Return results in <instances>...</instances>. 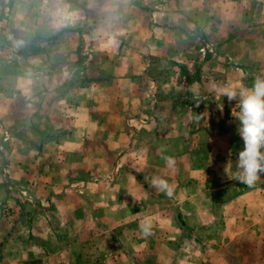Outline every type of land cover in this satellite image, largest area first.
<instances>
[{
	"label": "crops",
	"instance_id": "0c3cea01",
	"mask_svg": "<svg viewBox=\"0 0 264 264\" xmlns=\"http://www.w3.org/2000/svg\"><path fill=\"white\" fill-rule=\"evenodd\" d=\"M4 1L0 122L13 130L14 170L25 167L13 179L41 201L3 203L0 184V264H264V177L252 187L227 179L226 163L235 167L243 148L238 123L231 112L224 125L206 115L211 96L224 109L236 104L214 86L264 78V0H154L151 10L146 0H39L37 14L38 0ZM22 18L43 20L35 51L14 37ZM198 35L215 55L201 56ZM215 56L234 65L186 77L208 100L196 121L183 100L197 95L182 77ZM133 220L149 233L119 231ZM96 225L103 230L82 237Z\"/></svg>",
	"mask_w": 264,
	"mask_h": 264
},
{
	"label": "rangeland",
	"instance_id": "374dc122",
	"mask_svg": "<svg viewBox=\"0 0 264 264\" xmlns=\"http://www.w3.org/2000/svg\"><path fill=\"white\" fill-rule=\"evenodd\" d=\"M35 1H37V0H35ZM145 3H146V5H148L147 7H145V9L151 10L152 9L151 6L153 5L154 0H146ZM217 5L219 7L221 6L219 4H217ZM214 6H213L214 7L213 10L216 11L217 7H216V5H214ZM35 7L37 9V11H36V14H37L42 10L43 4L41 2H39V0H38V3L35 2ZM10 10H11L10 4L5 3L4 0H0V35L2 37H4L2 39L3 44L5 42L4 39H8L7 37L9 35L8 27H9V23H10L11 19L9 17L10 15L8 13ZM79 19H82V20H80L82 22L85 21L83 18H79ZM91 21L93 22V24H92L93 29L95 28V26H97L98 29H102V30L107 27L105 22H103L100 19H98V20L97 19H95V20L91 19ZM42 22H43V20H41V19L32 20V19L22 18V19L15 20L13 22V24L16 25V30H17V32L14 35L15 39L18 38L20 40L19 44L21 46H30V47H32V51H35L38 46L39 47L42 46V42H43L42 39H44L43 34H40V30L37 29V27ZM81 23H80V25H81ZM26 31H27V36H26ZM17 33H21V34L17 35ZM199 37L200 36L198 35V39H199ZM81 38L83 39V41ZM56 40H57V37L50 39L49 40V46H52V45L54 46L56 43L55 42ZM199 40H200V42L197 40L194 41V44H196V46H200L199 52L201 53L202 57L205 58V57H207V55H212V54L215 55V50L214 51L212 50V49H214L213 44H212V47H208L207 43H210L209 41H207L206 44H204V43H202L201 39H199ZM79 42L80 43L82 42L83 46L87 45V39L81 34L79 36ZM24 43H25V45H24ZM0 46H3V45H1V42H0ZM12 46H14V45H12ZM201 46H203V48ZM209 46H211V44H209ZM19 51L25 52L26 50L23 49V50H19ZM81 55H82V59H84V57L87 56L86 53H82ZM14 60H17V58ZM219 61L221 63H223V62L226 63L227 66L228 65H234V64H232L233 62H231L232 59L230 60L228 57L226 59L224 58L223 60H221L215 56V59L211 60V63L209 64L208 67L207 66L206 67L197 66V67H195V69L193 71H191L189 73H185L186 76L182 77V81L185 82L187 90H189V91L193 92V94L197 95V96L194 95L193 99L189 98V100H186V99L183 100V103L184 102L191 103L193 101V103H194L193 104L194 114L191 115V118H194V120H196V121L197 120L200 121L203 117H206V116H202L203 115L202 111L199 109L202 108L204 103L208 100L206 98H202V97L197 98L200 93L199 92L196 93V92L200 88L198 87L197 84L194 85V87H192L190 81L187 83V78L190 80V76L200 77L198 75L202 74L201 71H205L208 69H209V71H208L209 74H211V75L214 74L216 71L214 64H216V62H219ZM211 97H212V99L210 102L215 104L216 107H214L213 110L211 108H209V111H207L206 115L209 116V118L212 120V122H216V123L220 122L221 125H224L226 123L225 120L227 119L226 116L228 115V112L229 113L231 112L232 109H229V107L226 105L227 104L226 100H225V105L227 107H226V109H224V105L222 104V101H220L218 103V105H216L217 99H215L216 100V102H215V100L213 99V96H211ZM218 100H220V99H218ZM20 102H21V104H25L23 100L19 101L18 103H20ZM231 103L233 104L234 102L232 101ZM221 106H223V109H224L222 111L224 114V118H222L220 115L221 110L219 107H221ZM210 112H212L213 114L212 113L210 114ZM0 117H2V116H0ZM12 132H13V130L10 129V126L2 125V123L0 122V184L2 185V188H5L7 190L6 195H5V200L3 203H7V202H9L11 204L17 203V204H21L22 207H24L25 202H31V203H34L35 205H37L41 200L38 197L32 199V197L26 195L25 193H24L25 194V197H24L23 193L21 192V187H23V185L20 186V184L19 183L17 184V181L15 179H13L16 177L15 171L18 169H21L20 174L23 178L25 176V175H23V170L25 167L23 166V168H17L16 170H14L15 169V163H14L13 159L11 158L12 149H13L12 140H11ZM201 140H202V138L200 139L199 145L201 143ZM15 149L17 151L16 154H18L20 150L22 151V153H19V156H23V155H27V156L32 155L33 156L34 151L30 147L29 148H22V147L15 146ZM15 160H17V162L19 164H21L18 161L19 157H16ZM117 172H118V170H116V168H115V170H113V172L111 174V177H112L111 180H114V176ZM1 208H2L1 212H3V213H1V215L4 214V215L8 216L9 214H7V213H8V211H10V209L7 210L6 206H3ZM100 215H102V213ZM177 217H178L179 225H181L183 227L185 225V223L183 221V213L180 210H178V212H177ZM9 222H11V220ZM126 224L127 225L124 226L122 229L118 228L119 231H121V233H122V231H129L131 234H142V232L145 234V231H144L145 225L143 223H141L140 221L133 220V221H131V223H126ZM97 226L98 225L92 226L90 229H87L90 231L86 234H82V237H87V235H89V234L92 235L91 231H98L99 232L101 229L103 230V228H99ZM147 229H148V227H147ZM179 229H180V227H179ZM39 230L41 231L42 229L40 228ZM184 232L186 233V230H184ZM184 232H180V234H183L181 236H184V235L195 236V235H197L195 229L194 230L188 229V232L186 234ZM148 233L149 232H147V234ZM173 243H174V245L177 244L175 242H173ZM183 245H185V243ZM190 245H191V243H190ZM186 246H188V245H185V247H184L185 249H186ZM193 249H194L193 250L194 252H198L197 247L194 244H193Z\"/></svg>",
	"mask_w": 264,
	"mask_h": 264
},
{
	"label": "clouds",
	"instance_id": "9594fccd",
	"mask_svg": "<svg viewBox=\"0 0 264 264\" xmlns=\"http://www.w3.org/2000/svg\"><path fill=\"white\" fill-rule=\"evenodd\" d=\"M213 90L218 91L223 98L226 97L229 103L236 101L231 115L238 123L237 132L243 141L235 167L231 159L224 167L226 177L252 187L264 177V78L257 77L251 87L225 85L221 88L214 86ZM219 108L222 112L223 106ZM152 183L167 189L168 195H171V189L165 180L153 178ZM144 231L147 234V226H144Z\"/></svg>",
	"mask_w": 264,
	"mask_h": 264
}]
</instances>
